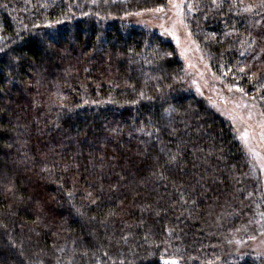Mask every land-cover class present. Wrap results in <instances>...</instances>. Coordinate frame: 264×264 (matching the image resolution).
<instances>
[{
    "label": "trees",
    "instance_id": "16d2710c",
    "mask_svg": "<svg viewBox=\"0 0 264 264\" xmlns=\"http://www.w3.org/2000/svg\"><path fill=\"white\" fill-rule=\"evenodd\" d=\"M166 2L0 0V264H263L218 261L253 204L233 126L171 40L121 19ZM193 5L214 74L261 99L264 4Z\"/></svg>",
    "mask_w": 264,
    "mask_h": 264
},
{
    "label": "rangeland",
    "instance_id": "374dc122",
    "mask_svg": "<svg viewBox=\"0 0 264 264\" xmlns=\"http://www.w3.org/2000/svg\"><path fill=\"white\" fill-rule=\"evenodd\" d=\"M240 1L243 8L254 9L261 0ZM194 0H167L161 8L128 12L122 16L126 24L158 31L178 49L194 90L208 99L219 114L230 122L252 160L250 170V212L230 230L219 236L220 260L264 255V96L257 100L237 84L224 83L214 74L210 62L195 41L188 19ZM157 9H160L159 11ZM263 25L262 23H259ZM254 188V189H253ZM236 215L231 218L235 220ZM220 221V220H217ZM228 223V222H227ZM226 221H220L223 229ZM264 260V258H262ZM172 259L164 260L171 264ZM176 262V261H175ZM220 262H217V264ZM176 264H179L176 262ZM214 264V263H213ZM264 264V262H263Z\"/></svg>",
    "mask_w": 264,
    "mask_h": 264
},
{
    "label": "snow or ice",
    "instance_id": "6c2138e0",
    "mask_svg": "<svg viewBox=\"0 0 264 264\" xmlns=\"http://www.w3.org/2000/svg\"><path fill=\"white\" fill-rule=\"evenodd\" d=\"M261 2H262V4H264V0H261ZM157 10L159 11L160 9H157ZM248 10H249L248 8L245 9V11H248ZM171 159L175 160V157L173 156V157H171ZM69 195H71V193H69ZM89 195H91V194H89ZM171 264H176V262L173 260V261H171Z\"/></svg>",
    "mask_w": 264,
    "mask_h": 264
}]
</instances>
